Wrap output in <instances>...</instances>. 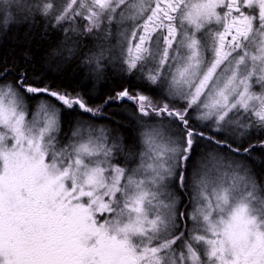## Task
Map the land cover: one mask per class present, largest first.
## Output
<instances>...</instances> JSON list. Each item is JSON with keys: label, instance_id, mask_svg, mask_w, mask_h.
Segmentation results:
<instances>
[{"label": "snow or ice", "instance_id": "snow-or-ice-1", "mask_svg": "<svg viewBox=\"0 0 264 264\" xmlns=\"http://www.w3.org/2000/svg\"><path fill=\"white\" fill-rule=\"evenodd\" d=\"M37 16L136 83L93 107L0 62V264H264V0H0ZM128 103L132 146L96 122Z\"/></svg>", "mask_w": 264, "mask_h": 264}, {"label": "trees", "instance_id": "trees-1", "mask_svg": "<svg viewBox=\"0 0 264 264\" xmlns=\"http://www.w3.org/2000/svg\"><path fill=\"white\" fill-rule=\"evenodd\" d=\"M61 34L48 27L39 16L28 25L20 23L11 26L6 31L0 30V62H8L9 65L19 64L24 53H27L33 60H42V65L37 64L36 67L46 77L47 85L59 91L76 89L81 95H85L86 92L90 93L91 99L86 95L85 99L93 107L101 105L106 96L113 94V89L119 91L123 87L134 86L135 81L127 77L121 78L115 70L103 71L97 78L93 67L83 63L86 59L85 52L89 49L96 51L88 43H77V51L69 59L67 49L74 45L64 43L63 38H60ZM53 51L57 55H53ZM9 79L11 80L12 77L9 76ZM53 103L55 102L53 101ZM105 112L114 120H118L122 127L103 117L96 122L113 129L118 128V131L124 136L126 146H132L134 123L131 117L134 109L131 104H124L123 107L112 105L107 107ZM71 118L67 115L64 117L65 120Z\"/></svg>", "mask_w": 264, "mask_h": 264}, {"label": "rangeland", "instance_id": "rangeland-1", "mask_svg": "<svg viewBox=\"0 0 264 264\" xmlns=\"http://www.w3.org/2000/svg\"><path fill=\"white\" fill-rule=\"evenodd\" d=\"M61 2L63 3L64 0H61ZM77 26H78V27H81V28L83 27V25L80 23L79 20L77 21ZM60 38H63V35H62V34L60 35ZM73 40H76L77 43H79V42H81V43H83V44H87V43H88V44H90L92 47H93L95 44L99 43L98 41H96V40H94V39H92V38H89V37H73ZM115 42H116V37H115V32H114V33H113V36L110 37L109 40H108V42L104 44V50H105V56H106V57H108V56L111 55V53H110L109 50L111 49L112 45L115 44ZM67 43H71V42H67ZM77 45H78V44H77ZM93 49L95 50L96 48L93 47ZM96 51H97V49H96ZM104 63H105V70H104V71H106V70H108V71H111V70L114 71V70H115L114 68H112L113 66H111V65H109V64L107 63V60H105Z\"/></svg>", "mask_w": 264, "mask_h": 264}, {"label": "flooded vegetation", "instance_id": "flooded-vegetation-1", "mask_svg": "<svg viewBox=\"0 0 264 264\" xmlns=\"http://www.w3.org/2000/svg\"><path fill=\"white\" fill-rule=\"evenodd\" d=\"M253 90L258 92L259 91V88L254 87Z\"/></svg>", "mask_w": 264, "mask_h": 264}]
</instances>
